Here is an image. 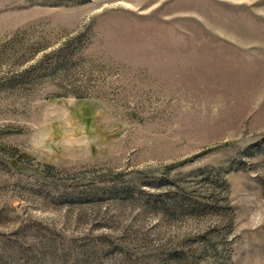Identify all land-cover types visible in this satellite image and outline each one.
Wrapping results in <instances>:
<instances>
[{"label": "rangeland", "instance_id": "1", "mask_svg": "<svg viewBox=\"0 0 264 264\" xmlns=\"http://www.w3.org/2000/svg\"><path fill=\"white\" fill-rule=\"evenodd\" d=\"M0 264H264V0H0Z\"/></svg>", "mask_w": 264, "mask_h": 264}]
</instances>
